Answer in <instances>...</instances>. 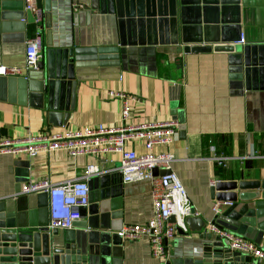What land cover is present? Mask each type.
Wrapping results in <instances>:
<instances>
[{
  "label": "crops",
  "instance_id": "obj_1",
  "mask_svg": "<svg viewBox=\"0 0 264 264\" xmlns=\"http://www.w3.org/2000/svg\"><path fill=\"white\" fill-rule=\"evenodd\" d=\"M17 1L11 3L15 5ZM138 1L140 17L134 16L136 23L120 30L115 10L102 11L99 0H41L40 61L51 48L70 50L75 68L72 95L67 101L59 99L55 111L47 109L37 95L36 70H24L25 41L38 30L24 13V29H10L4 34L3 43L0 41V65L19 71L16 76H0V140L74 133L98 125L116 128L175 121L178 126L172 144L155 146L152 151L168 152L174 157L170 170L181 182L195 216L205 221L200 232H190L187 237L175 233L165 243L168 262L184 264L214 243L206 238L215 237L206 232L215 216L212 207L219 205L217 215L228 207L211 200L210 188L224 181L264 180V53L255 55L254 66L249 62L251 57L247 60L239 82L230 69L232 54L226 49L206 54L183 53L182 27L198 25L202 41L206 39L204 43L212 48L232 44L219 40L223 25L236 30L234 38L240 31L244 44L264 43V8L258 6L264 0H246L245 5L237 7L218 4V10H213V5H180L179 0ZM151 4L159 14L153 17V29L144 13ZM171 7L176 10L177 35L173 34ZM187 37L195 39L194 34ZM238 41L233 44L241 45ZM245 66L262 72V76L256 71L253 74L255 79L261 76V83L253 87L249 81L246 88ZM109 92L134 97L128 104L125 122L121 119V101L110 98ZM221 136L227 139L216 143ZM126 149L139 155L145 152L141 140L128 142ZM214 157L227 159L224 166L217 165ZM89 164L97 165L102 175L86 181L88 205L76 222L112 235L119 246L117 254H111L116 264H159L152 257L146 238L123 242L116 237L124 226L144 225L152 216L150 181L122 183L116 154L76 158H69L64 151L38 153L34 157L2 154L0 203L12 206L19 226L46 228L47 195H17L21 185L46 179L54 184L77 179ZM256 216L255 222H260L257 226L264 229V208ZM231 233L257 245L264 243V235Z\"/></svg>",
  "mask_w": 264,
  "mask_h": 264
},
{
  "label": "water",
  "instance_id": "obj_2",
  "mask_svg": "<svg viewBox=\"0 0 264 264\" xmlns=\"http://www.w3.org/2000/svg\"><path fill=\"white\" fill-rule=\"evenodd\" d=\"M12 0H0V41L6 39V33L10 29L21 31L24 24L21 20L24 18L23 0H16L13 5ZM101 10L111 13L115 10L119 21V29L129 27L136 23L132 19L134 16L140 17L139 12L141 6L138 0H99ZM176 3L177 0H170ZM246 0H179L180 5L194 4L195 6L204 5L208 8L213 5V10H218V4L221 6L234 5L237 7L241 3L245 5ZM41 0H36V5L42 9ZM264 8V1L258 4ZM11 10V12H10ZM263 10V9H262ZM175 8L171 7V23L173 34L176 32V16ZM149 16L147 20L151 29L155 28L156 19L153 18L157 13V9L153 4L150 10L144 12ZM199 18V17H198ZM14 21L11 24L9 22ZM196 19L195 22H197ZM152 22V24H151ZM140 24V22H138ZM185 33H182L181 42L183 45V53L185 54H206L214 49L224 48L232 54L230 64L234 70V79L241 82L243 65L247 60L255 65V55L264 53V43L255 42L252 44L238 45L233 44L239 40L240 31L234 38L235 29L230 26H222L219 33V40L223 43H232L223 46H214L212 48L207 45L200 37L199 26L193 28L182 27ZM194 34L195 39L188 38ZM21 38V36H17ZM214 41L218 39L215 37ZM21 42V40H20ZM188 46L189 44H194ZM206 44V45H201ZM253 55V56H252ZM233 56V57H232ZM237 62L239 64H237ZM248 64V62H247ZM246 88H249V81L255 87V83H261L262 72L252 67L251 69L244 67ZM261 73L260 78H253L255 72ZM250 72H254L250 74ZM38 83V93L41 103H45L47 109L55 111V104L58 100H69L73 85L76 80L75 68L73 64L72 52L70 50H57L51 48L47 51L45 59L39 61L36 68ZM166 170H154V176L165 175ZM210 197L212 201L221 204H230L226 209L220 210V215H215L211 220V224L219 228L245 236V234L264 235V229L257 226L260 222H255L257 211L264 208V180H243V181H224L218 182L210 188ZM190 217L186 218L185 225L187 232L175 227V233L178 236H189L190 232H200L205 228V221L195 216V212L191 210ZM254 219V221H253ZM14 220V211L12 206L7 202L0 203V264H116L111 258L119 250V246L113 242V237L104 230L92 227L90 224L74 222L68 230H49L46 228H28L27 226H19ZM174 222L172 218L169 219ZM89 229V230H87ZM203 236V234H202ZM117 237V236H116ZM118 238V237H117ZM207 239L214 241L209 248L203 250L201 254L188 263L184 264H255L251 257L239 256L237 253L226 251L222 242L210 235ZM119 241H121L118 238ZM231 256V257H230ZM170 264V263H169ZM258 264V263H256Z\"/></svg>",
  "mask_w": 264,
  "mask_h": 264
},
{
  "label": "built area",
  "instance_id": "obj_3",
  "mask_svg": "<svg viewBox=\"0 0 264 264\" xmlns=\"http://www.w3.org/2000/svg\"><path fill=\"white\" fill-rule=\"evenodd\" d=\"M23 11L38 29L35 35L25 41L24 70H36L40 61L42 36L40 25L42 10L36 5V0H23ZM21 22L26 24L24 17ZM239 44H244L241 36ZM17 69L0 65V76H16ZM110 98L121 101V119L125 122L129 116L128 104L135 100L131 95L121 92H109ZM175 121L142 125H122L112 128L98 125L94 128H83L74 133L62 132L39 137H27L21 140H0V155L27 154L34 157L38 153L64 151L69 158L79 156L96 157L100 154L113 153L119 157L117 171L124 184L150 181L152 216L144 225L124 226L116 236L123 242H135L146 238L152 257L159 264H169L165 243L175 237L174 228L186 231L185 220L190 217L191 204L178 177L170 170L174 157L168 152L153 153L155 146L168 147L175 138L177 129ZM133 140L143 141L145 152L136 154L126 149V144ZM217 165L223 167L227 159L214 157ZM154 170H166L167 174L153 175ZM102 171L97 165L89 164L85 167L82 177L54 184L49 180L21 185L17 195H27L44 192L48 198L49 230H68L71 225L81 219L83 211L88 205V187L86 181L95 176H101ZM230 206V204H223ZM219 205L212 207L214 215L218 214ZM172 218L173 223L169 221ZM206 232L217 237L225 249L239 256H248L264 264V243L257 245L247 239L235 235L226 229L209 223Z\"/></svg>",
  "mask_w": 264,
  "mask_h": 264
},
{
  "label": "trees",
  "instance_id": "obj_4",
  "mask_svg": "<svg viewBox=\"0 0 264 264\" xmlns=\"http://www.w3.org/2000/svg\"><path fill=\"white\" fill-rule=\"evenodd\" d=\"M227 139V137H225V136H221V137H218V138H216V143L219 141V140H222L223 141V139ZM225 143V142H224Z\"/></svg>",
  "mask_w": 264,
  "mask_h": 264
}]
</instances>
